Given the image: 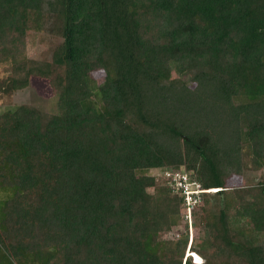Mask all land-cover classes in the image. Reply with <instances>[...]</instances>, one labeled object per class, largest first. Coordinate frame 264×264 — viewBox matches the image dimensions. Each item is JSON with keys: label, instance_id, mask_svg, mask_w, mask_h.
<instances>
[{"label": "trees", "instance_id": "1", "mask_svg": "<svg viewBox=\"0 0 264 264\" xmlns=\"http://www.w3.org/2000/svg\"><path fill=\"white\" fill-rule=\"evenodd\" d=\"M0 64L6 95L57 98L0 114V264H264V183L228 185L247 157L264 176V0H0ZM180 168L210 190L203 262L163 239L183 199L149 173Z\"/></svg>", "mask_w": 264, "mask_h": 264}, {"label": "rangeland", "instance_id": "2", "mask_svg": "<svg viewBox=\"0 0 264 264\" xmlns=\"http://www.w3.org/2000/svg\"><path fill=\"white\" fill-rule=\"evenodd\" d=\"M57 43L58 41L56 39L51 38L48 35L32 32L28 37V55L30 58L37 60L49 59L51 58L52 51ZM9 74V66L6 64H0V84L1 81ZM93 77L99 84H101L104 81L105 73L102 70H98L93 73ZM173 77L177 78L178 76L174 74ZM181 79H183V81L190 87H195V83L191 81L189 75H183L181 76ZM23 104L32 105L49 113L57 112V98H54L49 82L45 79L32 78L27 88L15 91L11 95H6L4 93V88L0 85V114ZM249 159V157L246 158L242 171L239 174H235L228 181L230 189L264 183L263 172L253 171L249 166ZM149 174L152 175L153 172H150ZM150 191L153 192L154 190L151 189ZM232 192L233 191L230 190L228 194L226 196L223 195L222 198V204L231 210L236 207V201L233 199ZM12 195L13 191L11 189L6 190L0 188V207L3 205L4 201ZM203 206L204 204H201L196 208L190 222L187 223L184 219H182L179 226L174 227L169 233L163 235L164 240L174 241L179 239V237L186 236V234H188L189 245L186 255L190 250V245H193L194 248L196 247L197 249H201L210 243L209 232L200 223L202 215L201 207ZM249 237L259 238V236L254 233H252ZM257 244L263 245V241L258 239ZM194 257L192 258L197 260L196 255H194ZM198 261H203V259L200 258Z\"/></svg>", "mask_w": 264, "mask_h": 264}, {"label": "built area", "instance_id": "3", "mask_svg": "<svg viewBox=\"0 0 264 264\" xmlns=\"http://www.w3.org/2000/svg\"><path fill=\"white\" fill-rule=\"evenodd\" d=\"M153 174L156 181L161 182L174 195H179L183 199L181 216L187 223L190 222L196 208L203 205L202 195L210 190H205L202 184L185 168L163 169L155 171Z\"/></svg>", "mask_w": 264, "mask_h": 264}, {"label": "clouds", "instance_id": "4", "mask_svg": "<svg viewBox=\"0 0 264 264\" xmlns=\"http://www.w3.org/2000/svg\"><path fill=\"white\" fill-rule=\"evenodd\" d=\"M189 255H190L191 257H194V256H193V253H191V254L188 253L187 256H189ZM194 258H195V257H194ZM199 262H200V261H199ZM201 262H203V261H201Z\"/></svg>", "mask_w": 264, "mask_h": 264}, {"label": "bare ground", "instance_id": "5", "mask_svg": "<svg viewBox=\"0 0 264 264\" xmlns=\"http://www.w3.org/2000/svg\"><path fill=\"white\" fill-rule=\"evenodd\" d=\"M193 256H194V254H193ZM196 258H197V259H200V257H199L198 255H196Z\"/></svg>", "mask_w": 264, "mask_h": 264}]
</instances>
